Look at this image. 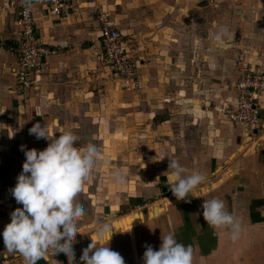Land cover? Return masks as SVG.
<instances>
[{
	"label": "crops",
	"instance_id": "obj_1",
	"mask_svg": "<svg viewBox=\"0 0 264 264\" xmlns=\"http://www.w3.org/2000/svg\"><path fill=\"white\" fill-rule=\"evenodd\" d=\"M30 8L36 36L51 53L42 58L43 73L35 87L21 95L15 74L19 9L0 0V264H24L20 254L7 252L2 233L10 213L22 208L11 195L26 159L21 146L41 151L48 144L29 134L36 123L46 125L49 137L72 131L78 137L74 147L93 143L107 161L78 195L79 203H90L83 202L85 214L77 222L73 264H82V251L92 243L98 225H112L132 214L143 220L108 242L125 264H143L145 246L158 250L169 233L192 246L193 264H264V110L256 136L224 114L235 102L228 83L236 75L237 50H245L252 70H264V0H77L65 16L36 3ZM98 9L109 13L124 44L137 50V91H126L103 62L96 21L85 14ZM221 25L232 37L217 43L213 33ZM134 135L145 148L136 155L131 148L116 153L118 145L111 138L121 137L127 147L126 140ZM147 147L156 164L150 175L141 160ZM167 157L188 169L185 175L199 171L207 178L188 202L178 205L173 194L164 197L159 192L168 185L160 182L167 179ZM117 168L129 178L123 189L111 181ZM151 181L157 184L153 190ZM212 198L223 200L226 210L241 221L235 242L227 230L204 221L201 205ZM150 199H158L150 204L158 209L152 218ZM146 206L142 213L140 208ZM113 213L120 214L111 219ZM57 262L68 264L63 253L49 254L37 264Z\"/></svg>",
	"mask_w": 264,
	"mask_h": 264
},
{
	"label": "clouds",
	"instance_id": "obj_2",
	"mask_svg": "<svg viewBox=\"0 0 264 264\" xmlns=\"http://www.w3.org/2000/svg\"><path fill=\"white\" fill-rule=\"evenodd\" d=\"M24 2L31 7L32 0ZM231 37L232 33L223 25L213 33V40L217 43ZM29 134L38 140H47L48 144L41 151L25 150L23 145L20 148L26 159L11 195L22 208L10 213V223L2 233L5 249L8 253L20 254L24 264H37L40 260H47L49 254L55 256L60 253L67 257L68 264H73L77 222L85 214L77 197L86 184L92 183L101 162L107 164V161L93 143L83 149L74 147L78 137L72 131H62L58 138L54 135L49 137L46 125L36 123L29 129ZM187 172L188 169L176 159L168 158V170L163 174L173 196L185 202H188L186 197L207 179L199 171L185 175ZM126 180L123 170L117 168L112 171L111 181L117 188L125 186ZM201 207L208 225L227 230L233 242L239 238L241 221L226 210L223 200H205ZM114 228L108 223L98 225L92 243L82 251V264H125L120 253L108 246ZM105 241L107 246L103 244ZM142 259L143 264H193V248L179 243L175 235L169 233L161 239L158 250L146 245Z\"/></svg>",
	"mask_w": 264,
	"mask_h": 264
},
{
	"label": "built area",
	"instance_id": "obj_3",
	"mask_svg": "<svg viewBox=\"0 0 264 264\" xmlns=\"http://www.w3.org/2000/svg\"><path fill=\"white\" fill-rule=\"evenodd\" d=\"M5 6H18L17 24L20 29V44L17 51V67L15 74L19 85V93L24 95L33 89L43 73L42 58L51 50L42 44L36 36L34 15L24 0H2ZM77 0H32L46 7L55 16L70 13ZM88 17L96 21V29L100 35V45L104 64L121 81L126 91L134 92L140 88L136 78L139 64L137 50L124 44L119 29L111 22L108 12L87 10ZM239 41L244 39L240 33ZM235 77L228 83L233 91L235 102L224 110L228 121L246 128L257 135L260 126L261 112L264 110V70L254 71L250 68L246 53L239 48L233 57Z\"/></svg>",
	"mask_w": 264,
	"mask_h": 264
},
{
	"label": "rangeland",
	"instance_id": "obj_4",
	"mask_svg": "<svg viewBox=\"0 0 264 264\" xmlns=\"http://www.w3.org/2000/svg\"><path fill=\"white\" fill-rule=\"evenodd\" d=\"M243 35V34H242ZM121 138V137H120ZM120 138H118L117 139V137H115V136H113L112 138H111V142H112V144L114 143V144H116V145H118V147L117 146H115L116 147V149H117V152L116 153H118L119 155L122 153V152H127V150L129 149V148H131V150L133 151V153H134V155H136L137 153L136 152H139L140 151V149H144L145 148V145L143 144L144 142L143 141H141V142H138V141H135L137 138H138V136H136V135H134V136H131V137H128V139L126 140V143L128 144L127 145V147H125V146H123V145H121L122 144V139H120ZM142 139V137L140 138V140ZM147 149H148V154H146V157H144L143 159H141L142 161H143V163L145 164V168H146V171H147V174L148 175H150V174H154L153 173V169L155 168V166H156V164L153 162V159H152V153L150 152V150H149V148L147 147ZM136 153V154H135ZM152 163V164H150L149 165V163ZM136 165H137V161L135 162V160H133L132 162H131V164H130V168H133V171L136 169ZM135 174V173H134ZM152 177L151 178H154V181H158L157 179H156V176H153V175H151ZM130 177V176H129ZM131 177H133V176H131ZM127 180H129V178H127ZM127 180H126V183H128L127 182ZM154 181H151V189L153 190L154 188H156L157 187V184H156V182H154ZM125 186H126V184H125ZM127 187V186H126ZM101 189H104V188H101ZM122 189H123V187H122ZM160 188H159V192H160ZM163 196V195H162ZM160 197V199L161 198H164V197ZM158 199H150V200H148L147 201V203H148V205H150L151 203H154V202H158L157 201ZM77 202H81V199L79 198V196L77 197ZM87 203L88 202V204L90 203V201H87L86 199H82V205L83 206H85L84 205V203ZM102 204H105L104 202H101ZM156 203L155 204H153V205H150L149 207H148V212H150V213H152L151 211H152V208H155L156 207ZM99 206H101L100 204H99ZM153 206H155V207H153ZM90 207V206H89ZM157 208V207H156ZM142 211V213H144L146 210H147V206L146 207H142V208H140ZM133 210H139V208H137V209H133ZM157 211H158V209H157ZM129 212H131V211H129ZM119 214L120 213H117L116 214V216H119ZM113 216H115V213H113V214H111L110 215V218L112 219V217ZM129 216V215H128ZM128 216H125V217H128ZM130 216H134V217H138V220L139 221H142L143 220V216L142 215H140V214H135V215H130ZM114 218V217H113ZM121 218H124V217H121ZM121 218H119V219H117V221H119ZM138 221V222H139ZM103 222H107V220H106V217H105V220H103ZM113 223H116V220L113 222ZM113 223H112V226H113ZM96 236V234H94L93 236H92V239H94V237ZM114 236V235H113ZM99 243V242H98Z\"/></svg>",
	"mask_w": 264,
	"mask_h": 264
},
{
	"label": "bare ground",
	"instance_id": "obj_5",
	"mask_svg": "<svg viewBox=\"0 0 264 264\" xmlns=\"http://www.w3.org/2000/svg\"><path fill=\"white\" fill-rule=\"evenodd\" d=\"M165 181L167 182V179L165 178ZM192 197V196H191ZM190 198V196H187L186 199ZM183 201L185 200H180L178 202V205L181 204ZM173 202V201H171ZM169 203V202H168ZM171 205H173V203H171ZM165 206V205H164ZM155 207V206H153ZM153 212L151 213L150 217H156L158 215V211H157V208H152ZM138 217H134V216H128V217H124V218H121L119 221L116 220V223H113V226L116 228L113 229V234L112 236L114 235H118L122 232H125L127 230H130V229H133L137 226L138 224ZM140 222V221H139ZM111 236V237H112ZM95 238V237H94Z\"/></svg>",
	"mask_w": 264,
	"mask_h": 264
},
{
	"label": "water",
	"instance_id": "obj_6",
	"mask_svg": "<svg viewBox=\"0 0 264 264\" xmlns=\"http://www.w3.org/2000/svg\"><path fill=\"white\" fill-rule=\"evenodd\" d=\"M160 182L163 184L165 182V178L164 177L160 178ZM161 191H162V194H163L164 197H167V196L172 194L171 191L169 190V186L168 185L166 186L165 184L161 187ZM145 219H147L146 216H145Z\"/></svg>",
	"mask_w": 264,
	"mask_h": 264
},
{
	"label": "trees",
	"instance_id": "obj_7",
	"mask_svg": "<svg viewBox=\"0 0 264 264\" xmlns=\"http://www.w3.org/2000/svg\"><path fill=\"white\" fill-rule=\"evenodd\" d=\"M122 215H125V214H122Z\"/></svg>",
	"mask_w": 264,
	"mask_h": 264
}]
</instances>
